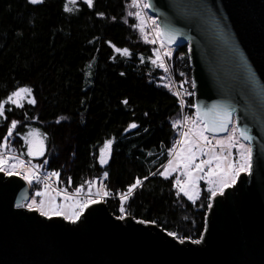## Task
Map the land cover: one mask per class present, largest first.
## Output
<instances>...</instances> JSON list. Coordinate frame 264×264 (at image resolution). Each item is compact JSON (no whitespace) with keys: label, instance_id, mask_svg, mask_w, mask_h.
Returning a JSON list of instances; mask_svg holds the SVG:
<instances>
[{"label":"trees","instance_id":"16d2710c","mask_svg":"<svg viewBox=\"0 0 264 264\" xmlns=\"http://www.w3.org/2000/svg\"><path fill=\"white\" fill-rule=\"evenodd\" d=\"M66 3L0 0V102L25 86L32 88L29 98L36 100L34 105L23 100L22 107L5 103L0 149L25 157L20 133L38 127L47 140L42 163L47 161L46 171L59 173L54 176L58 187L90 193L94 186L89 191L88 182L107 172L103 191L109 195L104 202L117 217L122 215L120 194L136 178L147 177L125 202L123 215L156 224L178 239L198 240L211 193L201 182L199 197L190 201L177 195L176 172L167 178L159 175L180 133L181 123L173 124L181 121L182 113L176 96L160 86L163 73L152 63V45L133 27L140 21L128 13L137 12L136 7L132 0H94L89 8L77 0L67 13ZM108 42L131 55L116 54ZM171 66L177 81L188 77L186 46L176 49ZM183 94L186 114L193 111V99L187 91ZM13 120L18 124L4 147ZM133 122L138 128L129 129ZM107 140L113 141L111 155L101 165Z\"/></svg>","mask_w":264,"mask_h":264},{"label":"water","instance_id":"95a60500","mask_svg":"<svg viewBox=\"0 0 264 264\" xmlns=\"http://www.w3.org/2000/svg\"><path fill=\"white\" fill-rule=\"evenodd\" d=\"M145 1L159 28L176 33L161 39L187 48L195 117L203 125L227 109L228 129L206 133L233 125L253 149L251 170L210 197L199 243L118 219L104 201L75 222L42 215L23 207L26 183L0 171V264H264V0Z\"/></svg>","mask_w":264,"mask_h":264},{"label":"snow or ice","instance_id":"6c2138e0","mask_svg":"<svg viewBox=\"0 0 264 264\" xmlns=\"http://www.w3.org/2000/svg\"><path fill=\"white\" fill-rule=\"evenodd\" d=\"M43 0H29V3L31 4H39L42 3ZM83 3H85L89 8L94 7V0H83ZM69 4L76 5L77 0H68V3L64 5V11L67 13L73 12V7H69ZM132 6L139 8V4L137 0H132ZM144 8L150 7L149 4L145 3L143 4ZM98 15L103 16V13H98ZM129 16L135 15L137 20L140 22L138 24L133 25L134 28H138L142 33L144 32V21L141 19V12L137 11L135 13H128ZM156 22L153 21V24ZM156 31L158 33V36L163 35L166 36L168 39V42L171 43L176 38L175 32L170 31H164L157 26ZM145 39H147L145 37ZM152 44H155L157 41L156 39H153L150 41ZM110 46L114 49V52L116 54H119L123 57H129L131 55L130 51L127 48H119L115 45H112L111 42H108ZM163 46V45H162ZM171 53L165 51L163 53V56L160 54V50H155V59L152 60V63L156 65L159 68H165V64L163 61L164 56H170ZM114 58V57H113ZM143 59V58H142ZM165 70H167L165 68ZM121 75H124V73H121ZM33 90L30 87H19L16 90H14L8 97L6 102H10L12 105H16L17 107H22L21 101L27 100L28 104L34 105L36 103V100L32 97ZM6 102H0V117H5V103ZM123 103L127 104V100L123 101ZM10 111V109H8ZM200 109L197 108V115H200ZM147 115V114H145ZM207 115V113H205ZM231 113L224 109L222 111V114H220L218 120H213L211 123L208 121H205L202 126L198 125V122L196 120H192L190 117H185L184 122H191L193 125V128L189 129L187 132L181 133V139L177 141V144L180 145L179 150H177L176 146L169 150V154L172 156V159H169L167 162V165L164 166L163 171L159 173V175L164 176L167 178L171 173L177 172L183 168V177L182 180L179 176L175 180V187L178 189L177 195H180L181 193L188 198V200L195 201L199 197V193L196 191L197 188V182L200 180H203L205 177L203 175H200V173L204 172L205 166L207 165L208 171L207 176L208 184L212 185L209 189L211 192L212 197H216L217 195H223L224 190L227 188L232 187L237 182V177L240 176L241 173L248 172L251 170L252 167V153L253 149L251 146H245L240 145V158L241 163H228L226 167L222 166L221 161H224L227 159V157L224 155V141L221 139H216L215 145L212 144V140L209 139L207 135H205V132L208 133H217V132H224L228 129L229 121H230ZM59 122V121H58ZM182 123L181 121H176L173 124V127H176ZM18 124V121L13 120L11 122V125L8 129L7 135L5 136V144L4 147H7V140L8 137H10L13 134V130L16 128ZM129 129H136L138 128V125L133 122L130 123L128 126ZM128 129H126L127 131ZM235 131V129H234ZM35 131L30 132L29 135H35ZM240 135L245 140H251V137L247 133V131L241 130ZM113 141L107 140L104 144V149L102 150V155L100 157L99 163L101 165H105L109 162V157L111 155V146ZM228 154H231V148L234 146L233 138L230 135L228 137ZM205 146L207 147V150H205ZM217 146H219V153L217 152ZM43 155V151H39L38 153H33L31 147L29 148V155ZM203 155L208 156V159H201L200 163H194L197 155ZM215 162L216 166L213 168L212 165ZM5 163L4 159L0 157V171H6V169L3 167V164ZM21 164H23V161H20ZM47 163V161H45ZM14 173L12 171H8V175H13ZM53 176H59V173L53 172L51 173ZM108 175L107 172L104 173V177L106 178ZM215 178V179H214ZM24 179L27 180L30 184L33 180H38L39 177L32 171H29L25 176ZM147 177H144L143 180H146ZM143 180L141 178H136L135 182L128 186L126 192L120 194V211L122 213L121 216L118 217V219L123 220L125 216L123 213L125 212V202L130 199V197L133 195L135 189L138 187H141L143 184ZM69 183H71V179L69 178ZM89 183V191H91V185L93 183H96V181L88 182ZM47 187V185H45ZM101 187H103V184L101 182ZM219 188V192L216 190ZM82 189L77 188L76 192L79 193ZM37 196H43L45 193L43 192H37ZM97 196H103L107 197L109 195V192L107 190L100 191L98 190L96 192ZM99 201L95 199L89 198L84 203H78L74 204L71 207L73 208V211H71L70 214H66L63 211V206L58 204H52L49 202V204L46 206V203L44 200H40L39 204L37 205L36 200H32V203L28 205L29 208L36 206L37 210L41 212L42 215L48 216L51 214L52 216H64L65 219H69L73 222L80 219L82 212L89 207V205H93L98 203ZM211 207V205H209ZM143 222V221H141ZM168 235L175 236L176 233L169 232ZM200 241L197 240L195 243H199Z\"/></svg>","mask_w":264,"mask_h":264},{"label":"rangeland","instance_id":"374dc122","mask_svg":"<svg viewBox=\"0 0 264 264\" xmlns=\"http://www.w3.org/2000/svg\"><path fill=\"white\" fill-rule=\"evenodd\" d=\"M189 78H190V74L188 75V77H184L182 80H178L179 87H180L182 93H184L185 91L189 92V90H190L191 82H190ZM186 116L190 117L192 120H196L198 122V125L202 126L201 122L195 117V114H194L193 111H187L186 114H185V117ZM180 125H181V127L183 129L182 132H187V131H189V129L193 128V125L191 124L190 121L189 122H185L184 125H183V123H181ZM234 129H235V131H234ZM33 131H35L36 134L35 135H29V133L33 132ZM205 135H207L206 132H205ZM230 135L233 138L234 146L231 148V154L229 155L228 154V148H229L228 137ZM20 136L22 138L23 147H24V150L22 151V154L25 155V157L38 170H40L41 172H47L45 170V166H44L45 162L42 163L44 155H45V153L47 151L46 136L42 133V131L38 127H35V126H28L23 132L20 133ZM207 136L209 137L210 140H212V144L213 145H215L216 139H221V140L224 141V155L227 157V159L224 160V161H221L222 166L226 167L228 163H237L238 164V163L242 162L241 158H240V145L248 146V144L246 142H244L239 137V135L237 133V130H236V128L233 125H231L229 127L228 132L226 134H224V135H221V136H209V135H207ZM30 147H31L33 153H38L39 151L42 150L43 151V155L36 154V155H31L30 156L29 155V148ZM207 147L208 146H205V150H207ZM179 148H180V145L177 147V150H179ZM103 149H104V147L101 149V155H102V150ZM216 150L219 153V151H220L219 146H217ZM208 158H209L208 156H203V155L198 154L194 163H200L201 159H208ZM169 159H172V156H170ZM165 165H167V163ZM215 166H216V164L214 162L212 167L214 168ZM3 167L5 168V166H3ZM207 171H208V168H207V165H206L205 169H204V172L200 173V175H203L205 178L203 180H200V181L197 182L196 191L198 193H199V190H200V183L201 182L205 183L206 189L208 191H209V189L211 187H213L212 185L208 184L209 177L207 176ZM176 173H177L176 178L179 176L182 180L184 179V177L182 175V173H183V168L182 167ZM103 177L104 176L100 177V179L98 180L97 188L94 189V193L93 194L96 195V192L98 190L103 191V187H101V182H102ZM33 182H34V180L32 181V183ZM216 190L219 192V188H217ZM177 191H178V189H177ZM44 193H45V195H43V196H38V197H35L34 195L31 196L30 199H29V202L32 203V200H36V203L39 204L40 200H44L45 203H46V206L49 204V202H51L54 205L55 204L62 205L63 206V211L66 214H70L71 211H73V208L71 207L72 205L78 204V203H84V201H83L84 199H81V198H74V197H68V196H64V195H58L55 192H51V191H45ZM99 197H101V196H99ZM85 199H86L85 200V202H86L89 198H85ZM91 199L98 200V199H101V198H98V197L92 198L91 197ZM30 203H28V205ZM178 240H185V239H178ZM194 241H197V240H194Z\"/></svg>","mask_w":264,"mask_h":264},{"label":"built area","instance_id":"2783aa9c","mask_svg":"<svg viewBox=\"0 0 264 264\" xmlns=\"http://www.w3.org/2000/svg\"><path fill=\"white\" fill-rule=\"evenodd\" d=\"M137 2L139 4V8H136V9H137V11L141 12V19L144 21V34H145V37L147 38L146 40L153 46L154 54H155L156 49L160 50V54L162 56H163V53L165 51L171 53L170 56H164L163 57L165 68L167 70H165V68H159L156 65H154V66H155V68H157V70L162 71L163 74L161 77L160 84L162 87L166 88L167 90H169L171 93H173L176 96V98L178 100V104H179L180 109H181L182 117H183V114H184L185 108L187 107V104L183 100L184 94L181 92V89L179 87V82L176 80V78H175V76L171 70V62H172L173 57L175 55L176 48L171 47L170 45H167L166 43H164L162 41L161 37L158 36V33L156 31L158 24L156 22V19L150 15L148 8L143 7V4H145V1L144 0H137ZM153 21H155L156 23L153 24ZM153 39H156V41H157L155 44H152L150 42ZM189 79L191 82V78H189ZM192 87L193 86H192V82H191V87L189 90L191 96H193V88ZM180 139H181V136L176 137L174 139L172 147H174V145H175L177 148L178 147L177 141H179ZM0 157H2L5 161V163L3 165H5L6 171H2V172L5 175H8V171H12L14 173V175L18 176L21 180L26 182L27 187L29 188L30 192L32 191V188L36 184L37 185V192L51 191V192H55L56 194H60V195L62 194V195L69 196V197H77V198H82V197L83 198H91V197L96 198V197H98V198H101V199H98V201H101L105 198V197L96 196L95 194L85 195V194H80V193L70 194V193L64 192L63 190L58 188V186L55 182L54 176L51 175V172H41L40 170L35 168L30 161H28L27 159H25L24 157H22L18 153L13 152L9 149L1 148L0 149ZM20 161H23V164H21ZM29 171L34 172L39 177L38 180H34V182L31 184L27 180L24 179V176ZM45 185H47V187ZM34 195H36V193ZM23 207L29 208L27 201H25ZM30 209H36V206L34 205Z\"/></svg>","mask_w":264,"mask_h":264}]
</instances>
